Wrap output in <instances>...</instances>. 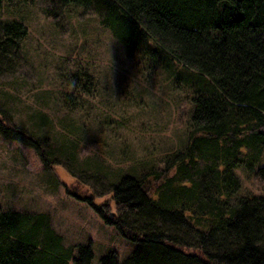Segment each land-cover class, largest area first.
<instances>
[{"label": "trees", "instance_id": "obj_1", "mask_svg": "<svg viewBox=\"0 0 264 264\" xmlns=\"http://www.w3.org/2000/svg\"><path fill=\"white\" fill-rule=\"evenodd\" d=\"M28 2L0 0V13ZM46 3L94 12L128 59L143 66L145 80L153 74L148 68L163 69L185 94L177 107L181 148L135 167L139 175L121 177L103 203L75 195L137 244L123 264H264V194H239L236 174L243 169L258 189L264 185V0ZM26 34L21 21H1L0 55L8 57ZM78 72L69 82L74 90L64 95L84 104L83 95L95 99L97 88L92 72ZM0 134L39 148L2 115ZM111 205L115 212L105 215ZM72 251L46 213L0 208V264H68ZM92 257L88 245L73 261L91 264ZM100 262L120 264L113 251Z\"/></svg>", "mask_w": 264, "mask_h": 264}, {"label": "rangeland", "instance_id": "obj_2", "mask_svg": "<svg viewBox=\"0 0 264 264\" xmlns=\"http://www.w3.org/2000/svg\"><path fill=\"white\" fill-rule=\"evenodd\" d=\"M57 8L31 0L5 5L0 13V22L19 20L27 28L18 48L0 55V115L39 146L0 134V208L49 215L63 245L73 249L68 264L88 245L91 264H101L111 251L123 264L137 244L75 195L103 203L121 177L139 175L135 167L159 163L181 148L185 137L177 107L185 94L163 69L148 68L145 73L153 74L145 80L138 70L143 66L128 59L94 12ZM84 69L94 74L97 91L95 99L83 95L89 102L82 104L64 94L74 90L69 82L75 71ZM236 174L239 194H264V185L258 189L249 173ZM113 212L111 205L105 215Z\"/></svg>", "mask_w": 264, "mask_h": 264}]
</instances>
